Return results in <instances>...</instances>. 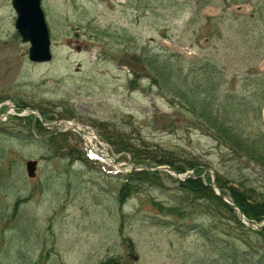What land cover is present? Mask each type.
<instances>
[{
	"label": "rangeland",
	"instance_id": "1",
	"mask_svg": "<svg viewBox=\"0 0 264 264\" xmlns=\"http://www.w3.org/2000/svg\"><path fill=\"white\" fill-rule=\"evenodd\" d=\"M43 8L53 59L38 63L16 33L11 0H0V101L9 106L0 112V264H264L257 229L243 232L226 210L207 204L183 219L164 216L160 206L181 194L176 179L193 169L153 170L165 185L145 183L121 205L126 179L106 162L79 160L85 145L77 132L58 138L72 146L66 157L38 139L35 120L9 115L20 103L50 124L75 120L124 169L133 156L172 168L155 162L173 154L209 168L211 180L220 174L255 188L262 200L263 155L241 148L230 131L200 126V111L188 110L158 71L198 82V99L212 102L218 120L242 138L264 137V0H43ZM205 62L223 74L215 90L201 77ZM42 126L40 135L58 133ZM28 158L40 159L36 178L27 176Z\"/></svg>",
	"mask_w": 264,
	"mask_h": 264
},
{
	"label": "trees",
	"instance_id": "2",
	"mask_svg": "<svg viewBox=\"0 0 264 264\" xmlns=\"http://www.w3.org/2000/svg\"><path fill=\"white\" fill-rule=\"evenodd\" d=\"M155 59H148L147 62H149L151 65H155L154 62ZM206 74L201 75V77H207L209 80V83H214L212 89L215 90L217 88L218 84H221L222 82L218 80V77L223 78V74L218 72L220 71L216 65L212 64L211 62H205L203 66L201 67ZM158 75L163 79L164 86H172L171 89L180 98H183V100L187 101L185 103L188 110L192 111V107L195 109H198L199 112V123L200 126L203 125L205 122L206 130L210 131H217L218 129L223 132L230 131L234 135V140H236V144L240 145L241 148H244L248 152L263 155L264 158V151L261 150V146L264 143V137L262 138H256L253 140L242 138L238 133H235L233 130L229 129L227 125H225L224 120H218V116L214 112V107L212 105V102L209 103V101L205 100H199L198 95L204 90L200 89L198 82L193 83L191 86L188 84L189 82L185 79L183 81H180V78L178 74L174 76L173 71L171 69H164L158 71ZM179 79L175 82L176 86H173L174 83H172L173 79ZM220 79V78H219ZM191 87V88H190ZM175 88V89H174ZM212 101V100H211ZM229 109L227 107L225 108L226 115L229 112ZM43 115L45 114L42 112ZM45 116V115H44ZM45 118H47L45 116ZM24 120H35L37 131L39 133L36 136L38 139H40L44 145L50 149V148H69L67 143H69L68 139L63 142V139H58L61 136L68 135V133H62V132H50L47 134L40 135V133L43 131H46L40 120L36 117V115L31 114L28 116H25L24 118H19ZM51 137V138H49ZM58 141V142H57ZM63 145H67L64 147ZM253 155V154H251ZM173 154H170L168 157L165 158V156H162L163 158L157 159L155 162L156 164H160L161 162H168L172 165V168H174L177 172L183 173L190 169L194 170V174H191L190 177H188L186 180H178L176 179V182H178V189L180 190L181 194L176 196L177 200H174L173 204L168 206L161 205L160 210L162 213H164V216L167 215H175L181 217L186 216V213L190 214V210L192 209V213L196 211L199 207H212V211L219 212V208L221 210H226L229 213H232L235 222L237 225L243 229V232H247L250 229H248L240 220L239 215L236 212V210L226 204L223 199L215 192L214 188L210 186V175L207 172L206 167L199 166L197 162H194L192 160H182L179 162L176 158H174ZM80 157V156H77ZM84 161L87 160L85 156L80 157ZM136 163H150L149 162H142L141 159L135 158L133 156L132 158ZM164 159V160H163ZM166 160V161H165ZM262 163V162H261ZM263 164V163H262ZM162 173V172H161ZM159 171H148V170H135L129 174H125V181L123 185L121 186L119 190L118 200L120 204H123L127 201V199L130 197L131 194L138 191L141 185H144L145 183L149 185H165L163 183V174L161 175ZM170 178H173V175L167 174ZM216 184L222 189L225 195L229 196L231 200L239 206L244 214L246 215V218L250 221H262L264 219V199L260 200L258 199V194L253 187H244L242 189L241 187L232 184L228 181V179H224L220 174L216 175ZM189 203V204H187ZM155 221H161L168 225L170 223L169 219H161L158 218ZM193 221V220H192ZM193 229H196L197 224H193ZM202 235H204L210 242L212 241H219L220 238L217 236V234H213L211 231H205V230H199ZM257 232L264 241V227L259 230H254ZM244 235L240 236L241 239H244ZM215 239V240H214ZM247 241L246 239H244Z\"/></svg>",
	"mask_w": 264,
	"mask_h": 264
},
{
	"label": "water",
	"instance_id": "3",
	"mask_svg": "<svg viewBox=\"0 0 264 264\" xmlns=\"http://www.w3.org/2000/svg\"><path fill=\"white\" fill-rule=\"evenodd\" d=\"M12 5L17 13L15 20V27L18 34L21 36L23 42H31V47L29 49V57L33 61H48L52 58V49H51V37L50 30L46 21L45 13L42 8V0H12ZM38 114L39 118L44 125L47 124L43 120V116L38 110H34ZM49 126V125H48ZM81 134L83 135L84 131L82 128H79ZM37 161L30 160L27 162V168L30 176H35L36 174ZM133 168L137 169H148V170H167L169 172H174L176 175L178 173L171 168L167 167H158L151 168L148 166L135 165ZM180 177V175H179ZM211 186L215 188L217 193L225 202L235 207L240 213V220L246 224L248 227H262L264 223H248L246 221V216L244 212L236 206L233 202L229 201L223 194L220 187L212 180ZM133 258H137L135 255H131Z\"/></svg>",
	"mask_w": 264,
	"mask_h": 264
},
{
	"label": "bare ground",
	"instance_id": "4",
	"mask_svg": "<svg viewBox=\"0 0 264 264\" xmlns=\"http://www.w3.org/2000/svg\"><path fill=\"white\" fill-rule=\"evenodd\" d=\"M98 155H100V157L102 159H104L105 161H107V162H109L111 164H114V160H112V158H111V156H110V154L108 152L102 151V153H100ZM114 165L120 167L119 165H116V164H114Z\"/></svg>",
	"mask_w": 264,
	"mask_h": 264
}]
</instances>
